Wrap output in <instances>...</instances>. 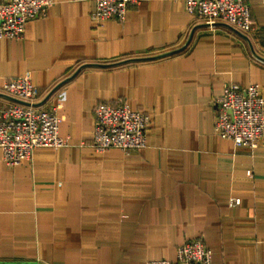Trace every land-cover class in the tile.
Instances as JSON below:
<instances>
[{"label":"crops","instance_id":"crops-1","mask_svg":"<svg viewBox=\"0 0 264 264\" xmlns=\"http://www.w3.org/2000/svg\"><path fill=\"white\" fill-rule=\"evenodd\" d=\"M248 1V32L209 27L184 0H145L103 24L94 0H54L23 36L0 38V108L16 102L5 83L30 71L35 106L59 105L71 139L15 168L0 147V264H145L192 240L210 264H264V143L253 153L214 132L225 85L264 94V2ZM102 102L150 113L148 145L96 150Z\"/></svg>","mask_w":264,"mask_h":264},{"label":"built area","instance_id":"built-area-1","mask_svg":"<svg viewBox=\"0 0 264 264\" xmlns=\"http://www.w3.org/2000/svg\"><path fill=\"white\" fill-rule=\"evenodd\" d=\"M93 19L103 24L110 19L124 21L128 8L145 0H94ZM264 2V0H263ZM54 0H4L0 2V38L23 36L29 20L45 15ZM187 12L209 27L218 22L248 32L254 27L251 4L248 0H184ZM264 64V59L255 56ZM12 96L28 102H12L0 108V147L7 167L15 168L31 160L38 147H65L70 136L60 134L59 105L39 108L40 96L33 83L32 73L15 76L4 85ZM218 111L214 132L246 146L254 153L264 143V94L258 83L242 86L228 83L218 96ZM151 114L131 107L128 103L111 105L102 102L95 107V129L91 145L99 151L110 147L124 150L148 145ZM233 198L231 204H240ZM212 251L201 240L187 241L178 246L174 258L147 260L145 264H210Z\"/></svg>","mask_w":264,"mask_h":264},{"label":"water","instance_id":"water-1","mask_svg":"<svg viewBox=\"0 0 264 264\" xmlns=\"http://www.w3.org/2000/svg\"><path fill=\"white\" fill-rule=\"evenodd\" d=\"M194 31H195V30H193V31L191 32L188 41H187L186 44L183 45L181 48H178V49H176V50H172V51H170V52H167V53L161 54V55H159L158 57H162V56H165V55H171V54H174V53H177V52H180V51L184 50V49L190 44V42H191V40H192V38H193V36H194ZM81 68H82V66L79 67V68L75 71V75L81 70ZM55 89H56V88H54L53 91H55ZM53 91H52V92H53ZM52 92L49 94V96L52 94ZM49 96H48V97H49ZM13 98H14L17 102L28 103V102L22 101V100L19 99V98H16V97H13ZM46 99H47V98H46ZM28 104H29V103H28Z\"/></svg>","mask_w":264,"mask_h":264}]
</instances>
